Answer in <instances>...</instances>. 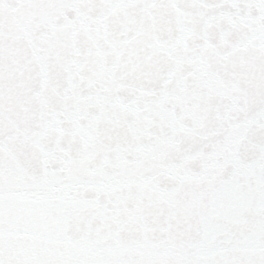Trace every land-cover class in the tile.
I'll use <instances>...</instances> for the list:
<instances>
[{"label": "snow or ice", "instance_id": "6c2138e0", "mask_svg": "<svg viewBox=\"0 0 264 264\" xmlns=\"http://www.w3.org/2000/svg\"><path fill=\"white\" fill-rule=\"evenodd\" d=\"M0 264H264V0H0Z\"/></svg>", "mask_w": 264, "mask_h": 264}]
</instances>
